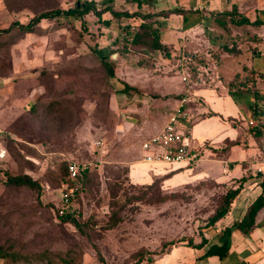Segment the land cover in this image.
<instances>
[{"label": "rangeland", "instance_id": "374dc122", "mask_svg": "<svg viewBox=\"0 0 264 264\" xmlns=\"http://www.w3.org/2000/svg\"><path fill=\"white\" fill-rule=\"evenodd\" d=\"M89 1L98 9L120 8L112 0H0V148L6 150L0 158V264H126L139 256L137 251L144 252L141 264H149L147 251L163 255L167 241L200 238L229 188L261 180L253 166L264 161V138L259 147L252 143L256 152L242 161L236 153L227 158L204 148L221 127L219 115L198 121L194 137L189 131L202 156L221 160L218 164L193 163L191 177L176 185L165 184V174L148 183L147 176L135 180L130 166L140 161L141 142L160 130L178 105L182 87L179 95L194 106L198 99L191 97L198 86H225L243 66L264 73V26L248 25V35L232 22L224 28L215 12H200L201 26L190 29L178 47L167 46L168 53L131 47L127 37L134 25L109 11L101 16L109 19L108 26L92 12L42 19L31 33H19L15 26L40 12ZM185 1L156 0L164 9ZM237 1L241 15L256 6L264 19V0ZM182 26L192 27L188 20ZM101 58L117 63L112 82L118 92L109 88ZM181 66L188 82L182 81ZM123 81L139 92H122ZM256 87L264 107L262 80ZM253 98L237 96L245 118L239 143L250 129L264 126V116L252 117L245 106ZM72 159L90 161L96 169L82 192L77 188L72 204L81 228L57 218L61 195L72 184L63 180L60 167ZM169 167L163 164L160 171L170 174ZM233 167L230 176L226 170ZM8 173H28L41 191L7 184ZM114 213L120 222L105 229Z\"/></svg>", "mask_w": 264, "mask_h": 264}, {"label": "crops", "instance_id": "0c3cea01", "mask_svg": "<svg viewBox=\"0 0 264 264\" xmlns=\"http://www.w3.org/2000/svg\"><path fill=\"white\" fill-rule=\"evenodd\" d=\"M176 1L179 2L180 0ZM112 3L117 4L120 7L119 9L114 10L126 12L131 15L130 17L122 16L121 18L127 19L129 24L134 25V27L142 21L143 16H150L151 22L160 33L162 43L167 46L173 45L178 47L180 43L177 41L181 40L183 43V37L186 36L187 32H189L192 28H198V26L200 27L201 22L203 21L201 18L203 16L199 14L200 12H195L192 10L195 0H186L184 4L175 6L172 9H164V7H161V5L156 2V0H145L143 2L138 0H112ZM233 6L239 10L241 8V4L237 0H209L207 6L208 9L206 11H208V14L210 12L218 13L229 11ZM260 10L261 9H258V7L254 6L253 9L250 10L252 13L248 11V13L245 15L249 17L250 20H254L255 17L251 18L250 15L254 14L255 12L257 15V13H259L258 11ZM238 12L241 13V11ZM191 16H195V18L192 19ZM198 17L201 18L200 21H198ZM187 20L190 22L192 27L185 28L182 26L184 21ZM194 25L196 26L194 27ZM226 84L227 83H225V86L222 85V87L215 89L198 86L193 90L192 93L194 97H191V99L197 98L198 104L195 103L194 106H191V104L187 105L188 110H190L189 115L192 119L190 121L189 131L192 137H194L192 129L194 125L198 123V121L210 120V117H213L209 115L211 112L219 115L221 127H219V131L214 138H208L210 139V144L213 147L220 148L223 147L227 141H237V144L220 153L222 155L226 154L227 158H229L230 154L236 153L238 156L237 158H240L242 161L246 160L251 154L256 152V149L252 146V143H255L256 147H259V145L250 132L246 135L244 143H239V138L241 137L240 134L244 128L243 125L245 126V122L241 121L245 119L243 117L244 112L239 106V103L236 104L232 97L228 94ZM182 88L180 92H182ZM179 93L177 95H179ZM230 118H232V120ZM237 121L239 123H237ZM238 148L243 150L240 152L238 151ZM209 161H212V163L215 165L221 160L204 157V159L199 161L198 164L200 163L201 165H209ZM227 161L228 160L225 159V163H227ZM161 165L163 166V164H148L140 160L135 165V167L133 165L130 166L131 178H134L135 180H141L147 176L148 178L146 179L145 183H148L154 176L167 174L166 171H160ZM262 165L264 166V164ZM169 166L171 167H169L168 172L171 174L165 178V184L170 183L171 185H176L179 182L191 177L192 168L189 167L190 165L185 166V164H175ZM234 167H236V164H234ZM234 167L232 169L226 170L229 174H231L230 176H233L232 174L235 172ZM148 171H151L152 173L149 174ZM260 192L261 187L260 185H257V182L252 184L249 182L244 183L239 194L232 202L230 210L226 216L216 222L214 226H210L202 230L203 232L201 233V236H204L207 239V243L203 247L193 248L187 246L186 241L188 238H185L186 241L183 240L173 245L168 251L163 253V255H153L154 263L264 264V206L257 212L255 217V225L248 233H242L232 227V223L234 221H239L243 218L248 206L254 201ZM226 226H231L232 230L230 238L231 248L228 254L222 258L216 255L201 257L207 251L210 245L219 243V232ZM201 236L200 238L194 236L192 238L193 243H199Z\"/></svg>", "mask_w": 264, "mask_h": 264}, {"label": "trees", "instance_id": "16d2710c", "mask_svg": "<svg viewBox=\"0 0 264 264\" xmlns=\"http://www.w3.org/2000/svg\"><path fill=\"white\" fill-rule=\"evenodd\" d=\"M109 11L114 18H121L122 16L130 17L126 12L116 11L110 7H104L103 9H98L96 7V3L94 1L85 2L80 6H75L73 8L69 9H52L44 12H40L36 15H34L30 21L27 24H20L15 23V26H17V30L19 33H31L35 31V27L42 19H48V18H54V17H61V16H67V17H74V18H81L84 15L88 14L89 12H92L94 15L98 17V20H102V23L104 25H109L110 21L109 19H101V16L104 12ZM264 12V9H263ZM237 16V17H235ZM215 20L224 26V28H228L229 22L234 23L237 26L244 27L245 33H248L250 29L247 28L248 25L252 27H259L264 26V19H261L259 15L255 17L254 20H250L249 17L246 15H241L237 10L236 7L233 6L231 10L229 11H223L214 13ZM130 35L127 37V41L129 45L136 50H145L147 52H155V51H163L168 53L167 45L163 44L161 41V36L158 31V29L153 25L151 22L150 16H143L142 21L137 26L129 27ZM224 51L228 53H237V50H235L233 47H226L224 46ZM101 68L104 72V77L108 81L109 88L114 91L118 92V89L114 87L112 80L117 78L116 75V62L115 60H110L106 58L100 59ZM243 73H237L234 75L232 79H230L227 84L226 88L228 91V94L232 97L234 102L237 104V96H250L253 94L254 101L252 102H246L245 106L250 113L252 117H258V116H264V107L261 106V104H258V99H262L261 95V89L259 90L258 87L255 88L257 79L262 80L264 84V73L258 71L255 68H249L247 66H243ZM123 88L121 89L122 92H128V91H134L139 92V89L135 86L129 85L127 82H122ZM253 86V87H252ZM180 95H176L175 98H180ZM256 99V100H255ZM187 107V105H186ZM210 116L216 115L215 113H210ZM232 120V118H230ZM253 137L256 141H260L261 138H264V136H259L263 134L264 132V126H256L254 129H250ZM1 136H3L1 134ZM259 138V139H258ZM258 139V140H257ZM207 144V143H206ZM204 145V148L209 149L212 152L220 153L224 152L227 149H229L231 146L237 144V141H227L223 147L216 148L211 146L210 144ZM203 151V150H202ZM96 169H89L85 171L82 176L77 178L76 180L71 181L68 178V172H67V166L66 163L60 167V175L63 178V180L71 182L74 185H78V192L79 189L82 192L84 185L86 184L85 181L88 179V175L90 172ZM171 174V173H170ZM170 174H165L162 176V179L167 178ZM258 176L261 177V180L259 181V185L261 187L260 194L254 199V201L248 206L243 218L239 221H234L232 223V227H234L236 230L242 232V233H248L255 225V217L257 215V212L264 206V172L263 173H257ZM157 180V179H156ZM7 184L9 185H16V186H26L30 189L36 190L38 193L41 191V185L38 180L33 179L31 175L28 173H8L7 174ZM154 182V181H153ZM153 184V183H151ZM149 186H152V185ZM241 190V186L238 185L237 187H231L229 188L222 196L221 199L216 206L214 212L208 217L206 221V228L210 226H214L216 222L221 220L226 216V214L229 212L230 207L236 196L239 194ZM163 199L162 201H164ZM158 203V202H157ZM156 202H152V204H157ZM57 218L61 223L64 222H71L74 226L81 228L80 222L76 218L75 215H57ZM120 222V219L116 216V214H112L109 216L108 222L105 225V229L115 227ZM231 226L224 227L219 232V243H215L209 246L207 251L201 256H213L216 255L220 258L224 257L228 254L231 248ZM185 239L177 240V241H167L165 243V246L172 247L173 245L183 241ZM186 241V240H185ZM207 243V239L204 236H201V240L199 243H193V239L188 237L186 241V245L193 247V248H201ZM167 251V249H166ZM148 256L146 257V262H149V264H155L153 254L150 251H147ZM138 257L134 259V261L126 263V264H141L143 261V254L142 251L135 252ZM133 253V255L135 254ZM165 253V251H164ZM101 259V257H100Z\"/></svg>", "mask_w": 264, "mask_h": 264}, {"label": "built area", "instance_id": "2783aa9c", "mask_svg": "<svg viewBox=\"0 0 264 264\" xmlns=\"http://www.w3.org/2000/svg\"><path fill=\"white\" fill-rule=\"evenodd\" d=\"M143 2L145 0H138ZM209 0H195L192 10L195 12H206L208 9ZM181 68L182 81L188 82L189 77L186 75V70ZM179 68V69H180ZM187 95V93L185 94ZM188 96H181L178 105L174 111L168 116L161 130L157 133L146 137L140 145L141 158L140 160L148 164H185V166L192 165L204 159L202 156L203 149L196 146L194 139L190 137L189 133V118ZM252 123V122H250ZM3 131L0 129V134ZM101 145V142L96 141V146ZM203 150V151H202ZM6 150L0 148V158H3ZM264 161L256 163L253 166V171L256 173L264 172ZM95 164L90 161L67 160L68 178L73 181L82 176V174L91 169ZM77 192V186L74 184H67L65 190L61 195V205L57 209L58 215H76L73 208V201Z\"/></svg>", "mask_w": 264, "mask_h": 264}, {"label": "water", "instance_id": "95a60500", "mask_svg": "<svg viewBox=\"0 0 264 264\" xmlns=\"http://www.w3.org/2000/svg\"><path fill=\"white\" fill-rule=\"evenodd\" d=\"M77 6H79L78 3H77Z\"/></svg>", "mask_w": 264, "mask_h": 264}]
</instances>
